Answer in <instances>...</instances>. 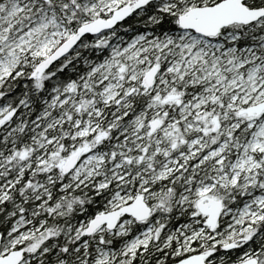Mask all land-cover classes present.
Returning <instances> with one entry per match:
<instances>
[{
	"label": "snow or ice",
	"instance_id": "6c2138e0",
	"mask_svg": "<svg viewBox=\"0 0 264 264\" xmlns=\"http://www.w3.org/2000/svg\"><path fill=\"white\" fill-rule=\"evenodd\" d=\"M0 264H264V0H0Z\"/></svg>",
	"mask_w": 264,
	"mask_h": 264
}]
</instances>
